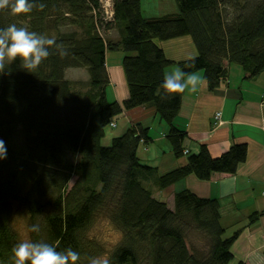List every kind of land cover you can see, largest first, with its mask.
I'll use <instances>...</instances> for the list:
<instances>
[{
    "label": "trees",
    "instance_id": "1",
    "mask_svg": "<svg viewBox=\"0 0 264 264\" xmlns=\"http://www.w3.org/2000/svg\"><path fill=\"white\" fill-rule=\"evenodd\" d=\"M175 1L178 13L146 18L141 0H110V21L104 20L99 0H30L36 6L28 14L0 11V27H27L55 39L65 53L52 47L34 72L17 59L0 73V139L7 150L0 160V264H14L12 249L22 242L17 211L25 217L28 240L58 250L71 247L80 254L79 264L105 253L89 235L101 218L120 234L107 256L111 264H229L233 259L238 232L225 235L215 199L183 189L169 208L153 193L154 187L164 189L189 174L199 180L233 174L246 157V145L236 143L216 158L203 145L196 154L183 153L185 133L173 124L182 93L169 96L161 87L172 61L155 40L190 36L195 62L176 64L186 73L201 71L210 91L227 77L226 63L239 66L243 79H253L264 70V0ZM109 26L117 29L116 39L101 35L99 29ZM116 51L123 54L128 89L121 104L106 97L105 55ZM68 68L87 70L84 90L73 88L79 82L65 77ZM144 105L167 125L173 155H187L182 166L163 175L137 156L139 143L150 140L148 128L131 125L109 146L101 144L113 118ZM33 224L40 225L39 232L31 231ZM192 232L198 244L188 239Z\"/></svg>",
    "mask_w": 264,
    "mask_h": 264
},
{
    "label": "crops",
    "instance_id": "2",
    "mask_svg": "<svg viewBox=\"0 0 264 264\" xmlns=\"http://www.w3.org/2000/svg\"><path fill=\"white\" fill-rule=\"evenodd\" d=\"M186 39L167 40L172 41L171 49L174 50L170 57L166 56L167 47L163 43L157 45L176 64L196 55L192 41ZM122 55L121 51L106 52L105 55L109 76L106 97L120 104L128 97L121 67ZM172 63L165 67V73L174 71V68L169 70V67H175ZM226 67L227 77L214 91L207 88L201 71L194 72L202 77V84L195 93L188 90L182 93L180 109L173 124L185 133L182 146L189 154L198 153L203 145L209 155L216 158L236 143L246 145L245 160L233 174H212L208 180H199L189 174L164 189L154 187L153 193L166 201L169 208L173 206L174 194L183 189L200 198L215 199L219 204V223L225 235L238 232L231 246V262L264 264V70L253 79H243L239 66L226 63ZM217 112L220 113L218 120L215 119ZM116 119L115 129L104 134L102 145L107 146L108 140L119 136L131 125L140 124L148 128L150 139L137 147V156L142 164L154 167L158 175H163L186 162L187 155H173L165 137L167 125L158 118L152 106L125 110ZM255 214L253 220L251 217Z\"/></svg>",
    "mask_w": 264,
    "mask_h": 264
},
{
    "label": "clouds",
    "instance_id": "3",
    "mask_svg": "<svg viewBox=\"0 0 264 264\" xmlns=\"http://www.w3.org/2000/svg\"><path fill=\"white\" fill-rule=\"evenodd\" d=\"M35 6L30 0H14V3L12 0H0V11L10 8L13 15L28 14ZM44 7L43 3L39 4L41 10ZM52 47L60 50L62 55L65 54L55 39L29 31L27 27H18L16 24L0 27V73H4L7 66L17 59L22 62L24 69L34 72L51 55L49 48ZM188 59L194 63L196 58ZM201 84V76L177 68L171 73H165L161 87L170 96L184 93L185 90L195 93ZM6 154L4 141L0 139V160L5 159ZM31 231L39 232L40 225L33 224ZM12 252L14 264H79L80 261V254L71 247L58 250V246L44 241L19 242ZM88 264H111V261L108 257L96 256L89 257Z\"/></svg>",
    "mask_w": 264,
    "mask_h": 264
},
{
    "label": "rangeland",
    "instance_id": "4",
    "mask_svg": "<svg viewBox=\"0 0 264 264\" xmlns=\"http://www.w3.org/2000/svg\"><path fill=\"white\" fill-rule=\"evenodd\" d=\"M101 3V11L102 15L105 16L104 20L110 21L112 19L111 14H112V5L110 3V0H99ZM141 12L142 15L146 18H151V17H159L162 15L166 14H175L179 12L178 4L176 3L175 0H141ZM72 28L76 29L77 27L73 26ZM101 35L105 39H116L117 38V29L113 26H109V29H99ZM184 40H191L190 36H184ZM192 41V40H191ZM156 44L163 43L165 47H167L166 50V56L170 57L174 55V50L171 49V42L172 41H159L155 40ZM169 46V48H168ZM193 48L194 45H193ZM171 49V50H170ZM173 64V63H172ZM172 66L175 67H169V70L175 68L177 65L174 63ZM65 77L73 82H79L78 85H74L73 88H78L81 90H84L86 88V82L88 79V73L85 68H68L65 70ZM115 122H117L116 117L113 118ZM115 129L114 127H109L108 125L105 128V135L108 134L111 130ZM124 133V132H123ZM121 135V134H120ZM15 140H19L18 137H15ZM107 146H109L110 141ZM103 146V147H107ZM76 179V176H71L69 182H68V187H70L74 180ZM14 221L16 223V229L19 232L20 238L22 241L28 240V230L26 227V222H25V217L23 215L22 211H17L16 215L14 216ZM90 236H94L99 243L104 247L105 253L103 257H107L110 251L114 248V246L118 243L120 239V234L119 232L113 228L106 220L103 218L98 219L93 223V227L90 230ZM189 240H192L195 243H199V237L195 232H192L188 236ZM229 264H233V262H229Z\"/></svg>",
    "mask_w": 264,
    "mask_h": 264
},
{
    "label": "built area",
    "instance_id": "5",
    "mask_svg": "<svg viewBox=\"0 0 264 264\" xmlns=\"http://www.w3.org/2000/svg\"><path fill=\"white\" fill-rule=\"evenodd\" d=\"M263 106H264V102H263ZM219 115H220L219 112H217V113L215 114V119H216V120H218ZM110 126H115V124H114V123H110ZM183 153H187V150L184 149V150H183Z\"/></svg>",
    "mask_w": 264,
    "mask_h": 264
},
{
    "label": "bare ground",
    "instance_id": "6",
    "mask_svg": "<svg viewBox=\"0 0 264 264\" xmlns=\"http://www.w3.org/2000/svg\"><path fill=\"white\" fill-rule=\"evenodd\" d=\"M220 119V118H219Z\"/></svg>",
    "mask_w": 264,
    "mask_h": 264
}]
</instances>
